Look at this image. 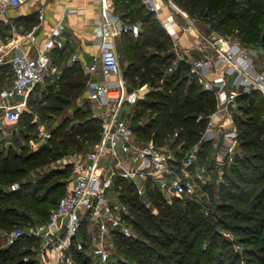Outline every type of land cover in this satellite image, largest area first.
<instances>
[{
	"label": "trees",
	"instance_id": "16d2710c",
	"mask_svg": "<svg viewBox=\"0 0 264 264\" xmlns=\"http://www.w3.org/2000/svg\"><path fill=\"white\" fill-rule=\"evenodd\" d=\"M173 2L190 16L209 21L213 30L234 35L246 46L264 48V0ZM114 3L115 12L125 23L141 25L139 36L129 32L121 36L120 49L128 62L123 74L129 91L139 83L152 88L145 98L131 106V124L138 140L153 141L159 146L183 142L185 148L191 147L205 131L206 117L216 109L215 95L187 75L184 63L168 73L175 59L173 40L159 17L140 0H114ZM27 22L25 27L30 30L38 22V16ZM8 30V25L0 24V36L5 37ZM68 57L65 49L54 50L53 60L63 70L61 79L45 82L48 90L41 96H29V111L17 123L25 138L33 130L34 114L48 119L63 115L66 107L79 103L84 95L86 74L80 64H68ZM12 80L11 64L0 65V94ZM239 103L241 115L236 117V123L241 155L232 166L225 167L222 182L214 174L213 181L204 186L209 192L217 189L220 199L208 206V214L194 197L175 198L169 204L159 192L148 189L146 199L152 202L153 212L145 207L132 183L116 181L117 186H122V199L130 207L129 222L135 234L130 238L114 234L117 264H225L235 256L226 251L227 239H223L220 228L243 234L242 242L254 247L253 263L264 264V100L257 93L243 94ZM70 119L73 120L68 118L56 126L38 150L17 143L16 135L13 138L20 152L14 146L0 148V230L12 231L46 222L50 210L64 194L73 165L69 174L66 170L58 172L65 178L54 184L49 179L56 173L34 183L32 171L57 162L72 151L88 152L101 141L102 122L93 110L78 105ZM212 151V145L205 144L198 163L207 165ZM14 185L19 189L11 190ZM36 244V239L26 236L12 245L0 238V264H36L33 260L24 261L26 256H33L32 247Z\"/></svg>",
	"mask_w": 264,
	"mask_h": 264
},
{
	"label": "built area",
	"instance_id": "2783aa9c",
	"mask_svg": "<svg viewBox=\"0 0 264 264\" xmlns=\"http://www.w3.org/2000/svg\"><path fill=\"white\" fill-rule=\"evenodd\" d=\"M25 1L0 0V24L6 23L4 16L9 8ZM140 2L157 17L162 16L166 8L172 9L163 21L175 50L168 73L184 63L187 75L215 95L216 109L206 117L208 122L200 140L189 148H185L183 142L159 146L153 141H139L135 127L123 113L126 106H134L149 89L143 86L129 91L115 40L128 32L139 36L140 26L125 23L105 7L98 21V53L91 63L81 61L76 54L71 59L72 64L81 65L86 75L98 78L89 83L86 90L89 100L100 107V112L94 115L102 122V139L90 151L76 155L64 194L50 210L46 222L2 231L7 245L14 244L21 236L36 239L33 256H26L25 262L117 264L114 234L135 236L129 222L130 207L122 199V186L116 184L118 179L132 183L145 207L155 212L152 202L146 199L148 189L159 192L169 204L175 198L194 197L199 183L210 184L214 174L217 181L222 182L225 167L232 166L241 155L240 131L235 122L239 97L257 93L264 100V63L258 60L252 47L204 35L196 25L197 20L173 0ZM38 12L42 23L45 10L41 7ZM179 16L187 19L186 26L180 25ZM41 23L24 34L35 46ZM65 29L63 21L53 26L42 46L36 47V54L19 49L9 57L10 50L0 46V65L9 63L13 70L12 84L0 94V114L6 123L17 124L29 111V95L36 85L61 79L63 70L54 62L53 52L65 48ZM186 34L194 41L179 52L180 39ZM50 137V133L44 134L45 139ZM207 143L212 145L215 169L198 163ZM17 189L18 185L11 187V190Z\"/></svg>",
	"mask_w": 264,
	"mask_h": 264
},
{
	"label": "crops",
	"instance_id": "0c3cea01",
	"mask_svg": "<svg viewBox=\"0 0 264 264\" xmlns=\"http://www.w3.org/2000/svg\"><path fill=\"white\" fill-rule=\"evenodd\" d=\"M41 7L45 10V17L42 23L39 20L38 12ZM105 7L115 12L114 0H26L20 6L11 7L6 12L4 16L6 23L4 24L9 26V30L5 37L0 36V46H4L7 50H10L9 57L14 56L19 52V49L36 54V47L42 46L50 33V29L57 23L63 21L66 24L63 38L66 42L64 49L69 53L68 64H72L71 59L75 54L80 57L81 61L91 63L99 51L98 21L102 18ZM115 14L118 15L116 12ZM36 15L38 16V22L36 24L41 23L40 29L37 32V46L24 38V34L29 31L25 27L28 19ZM166 17L167 11L165 10V13L160 16V19L165 21ZM193 41L194 38L191 35H183L177 51L182 52L183 48L191 46ZM173 53H175L174 48ZM86 77L87 82L84 95L89 99L86 90L87 85L97 81L98 78L88 75ZM92 103L97 105L94 113L100 112L98 104L95 102ZM238 108L235 120L237 116L241 115L240 103ZM124 115L125 113H123V117Z\"/></svg>",
	"mask_w": 264,
	"mask_h": 264
},
{
	"label": "rangeland",
	"instance_id": "374dc122",
	"mask_svg": "<svg viewBox=\"0 0 264 264\" xmlns=\"http://www.w3.org/2000/svg\"><path fill=\"white\" fill-rule=\"evenodd\" d=\"M167 13L171 12L172 9L171 8H166ZM160 18V17H159ZM194 18V17H193ZM197 27L204 33V35L207 36H215L218 38H224L226 40H230L233 42H240V40L234 36V35H225L222 34L220 31L217 30H213L211 28V23L209 21H205L202 19H197ZM179 22L181 26H186L187 24V19L184 18L183 16H179ZM139 26H141L139 24ZM6 34V33H5ZM121 42L122 39L121 38H117L115 40V44H116V49L120 55V62H121V66L122 69L125 70L128 67V62L126 60V57L123 55V53L121 52ZM254 52L256 54V57L258 58V60L261 63H264V48L263 47H259V48H253ZM47 82V81H45ZM45 82L41 83L40 85H36L34 87V89L32 90V92L30 93L29 96H41L42 93L46 90H48V88L46 87ZM8 85L4 86L7 87ZM143 86H147L149 89V91L152 90V88L150 87V85H143ZM141 86V84L139 83L137 88H141L143 87ZM146 92V93H145ZM148 91H144L143 94L145 95L144 98L146 97ZM20 99V98H17ZM78 105L80 106H87L89 109L93 110L97 107V105H95L94 103H92L87 97H85V95L82 96L81 100L79 101V103H74V105H71L69 107H66V111L65 114L63 115H58L53 117L52 119H48V118H43L40 115L34 114L33 118H32V123H33V130L27 135V138H25L23 136V134L20 132V128L17 124H8L4 121L2 114H0V148L5 147V148H10L13 147L15 148L16 152H20V148H19V144H24V145H28L29 148H31L32 150H38L40 148V146H42L43 144H45L46 140L44 138V134L45 133H50L56 126L64 123L66 120H73L70 119V117L72 118V113L74 111V108H76ZM132 112L133 109L131 106H126L124 109V117L125 119H127L128 121L131 122L132 119ZM74 122V121H73ZM17 136V140L18 142L16 143L13 136ZM15 136V137H16ZM26 136V134H25ZM82 152H75L72 151L70 152L69 155L63 156L59 161L57 162H52L51 164L45 165L43 167H39L37 169H35L34 171H32L31 173V177H33V179L36 178H41L42 176H47L48 174H53L56 173L57 175L53 176L52 178L49 179V183L54 184L55 182H57L59 179H64L65 176L63 174H58V172L60 171H65L70 172V166L73 165V162L76 158V155L80 154ZM208 160H207V165H214L215 163V157L214 154H212V152H210L208 154ZM70 179V178H69ZM66 181H68V178H66ZM38 181L34 182L37 183ZM206 184L205 183H199V186L197 188V191L194 195L195 200H197L198 203L203 204V210L206 211V213L208 214L210 212V208L211 204H214V202H219V194H218V190L213 188L211 190V192L207 191L206 189H204V186ZM215 200V201H214ZM205 206L207 208H205ZM209 206V207H208ZM216 210L214 209L213 211L211 210L212 213H214ZM232 228V227H231ZM15 230V229H14ZM3 230H0V238L2 239V241L7 242V240L5 239V237L2 234ZM13 231V230H12ZM219 231L221 232V235L224 239H227V243H228V247L226 248V251H230L229 255H233L235 257L231 258V261L229 259H227L228 261L225 262V264H254V260H255V255L252 253V250H254L253 245L248 244V243H244L242 242V240L244 241V235L241 234L240 232H233V230L230 229H222L220 228ZM113 251H117L116 249V245L115 247H113ZM211 264H223L221 262H211Z\"/></svg>",
	"mask_w": 264,
	"mask_h": 264
},
{
	"label": "water",
	"instance_id": "95a60500",
	"mask_svg": "<svg viewBox=\"0 0 264 264\" xmlns=\"http://www.w3.org/2000/svg\"><path fill=\"white\" fill-rule=\"evenodd\" d=\"M220 168L222 167V166H219Z\"/></svg>",
	"mask_w": 264,
	"mask_h": 264
}]
</instances>
